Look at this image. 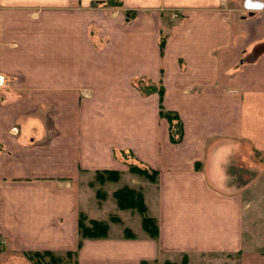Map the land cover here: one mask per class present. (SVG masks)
Instances as JSON below:
<instances>
[{
	"label": "crops",
	"instance_id": "crops-1",
	"mask_svg": "<svg viewBox=\"0 0 264 264\" xmlns=\"http://www.w3.org/2000/svg\"><path fill=\"white\" fill-rule=\"evenodd\" d=\"M250 4L264 0H0V264L44 251L75 264H264L252 217L264 172L247 159L264 155V13ZM159 106L178 116V144ZM98 171L120 174L96 185L109 187L102 201ZM124 186L141 191L155 239L112 201ZM79 213L106 222L105 237L77 248Z\"/></svg>",
	"mask_w": 264,
	"mask_h": 264
},
{
	"label": "trees",
	"instance_id": "trees-1",
	"mask_svg": "<svg viewBox=\"0 0 264 264\" xmlns=\"http://www.w3.org/2000/svg\"><path fill=\"white\" fill-rule=\"evenodd\" d=\"M163 44L162 39L159 42V47L161 48ZM142 82H138L136 87L141 95H148L150 93H156L159 97L162 95V88L156 85H150L145 83L146 85L142 88L138 87ZM158 116L160 118L165 119L168 125V140L171 144H178L181 141L182 137V124L178 118V116L169 111L163 110L160 106L158 108ZM131 155L125 152H120L118 154L119 159L124 158L123 155ZM132 159V158H131ZM133 160V159H132ZM123 162V160H122ZM124 163V162H123ZM127 171L131 174H136L140 177H143L147 181L153 183L156 180L157 173L153 170H149L142 165H131L128 164ZM119 172L117 171H98L95 172L92 176V180L89 185L90 186H102L105 183H115L119 179ZM93 183H95L93 185ZM112 199L116 207L119 210L123 211H133L135 212L140 220L141 230L151 239H155L157 236V226L151 217L147 214V209L143 201V197L141 191L139 189H132L129 187H121L115 190L111 194ZM105 198V193L96 190L95 199L98 201H102ZM111 222H117L118 219L115 216H110L108 218ZM77 248L80 247L82 240L91 239L96 240L105 237L107 233V223L104 221H96V220H86L85 216L81 213L77 216ZM123 236L125 238H132V234L124 229ZM26 258L32 264H75L74 257L75 254L73 252H65L62 255H54L50 252H27L25 253ZM63 257V258H62ZM64 259L65 261H63ZM146 264V263H140ZM167 264V263H163Z\"/></svg>",
	"mask_w": 264,
	"mask_h": 264
},
{
	"label": "rangeland",
	"instance_id": "rangeland-1",
	"mask_svg": "<svg viewBox=\"0 0 264 264\" xmlns=\"http://www.w3.org/2000/svg\"><path fill=\"white\" fill-rule=\"evenodd\" d=\"M121 14L123 15L124 18L128 19V15L130 16L131 12H122L120 11ZM259 12H263L264 13V7H261L260 10H257V11H248V13H256V14H261ZM169 22H173L176 20V16H172V18L168 19ZM164 19L163 21L161 20V22H163L164 24ZM164 26V25H163ZM146 84L143 82L141 85H138V87L142 88L144 87ZM249 149V147H248ZM248 165H249V173H250V170H252L253 167H256L257 169L256 170H253L254 172L258 171H261L262 173L264 172V155H258V156H255V154L252 155L251 151L248 150ZM124 158H121L119 159L121 162L123 160L124 164L128 167L129 165L128 164H131V165H136L137 162H134L129 155L125 154L123 155ZM261 161V162H260ZM122 162V163H123ZM139 165V164H137ZM131 174V173H130ZM133 176L135 178H137L138 182H140L139 179L143 178V177H140L136 174H133ZM91 181H93L91 179ZM95 183H93L94 185ZM95 187H96V184L95 186H93V190L96 192L95 190ZM99 191L101 192H109V187L105 188V186L103 188H99ZM114 202V200H112ZM126 212V211H125ZM127 212H131V211H127ZM133 216L130 217L131 222H128V224L133 227L134 224H136V222L138 223V226L140 225V220H139V217L138 215L133 212ZM93 212H91V210H88V213L87 215L89 217H92V218H95V217H101V216H98V214H93ZM107 217V216H105ZM252 217L254 218V221L256 220V224H255V227L257 228V232L261 234V237L258 238V241L259 240H263L264 241V203H261V204H257V205H253L252 207ZM211 260H213L215 262V264H237L236 262V257L235 256H223V255H210L208 256ZM63 258V257H62ZM191 258H187L186 256H179V257H175V258H172L170 259L169 261H166L164 263H167V264H189V262H191L190 260ZM63 261H65L64 259H62ZM66 262V261H65ZM191 264V263H190Z\"/></svg>",
	"mask_w": 264,
	"mask_h": 264
},
{
	"label": "built area",
	"instance_id": "built-area-1",
	"mask_svg": "<svg viewBox=\"0 0 264 264\" xmlns=\"http://www.w3.org/2000/svg\"><path fill=\"white\" fill-rule=\"evenodd\" d=\"M255 5H258V4H250V6L247 7L246 12L260 10L261 6L260 7H255Z\"/></svg>",
	"mask_w": 264,
	"mask_h": 264
},
{
	"label": "snow or ice",
	"instance_id": "snow-or-ice-1",
	"mask_svg": "<svg viewBox=\"0 0 264 264\" xmlns=\"http://www.w3.org/2000/svg\"><path fill=\"white\" fill-rule=\"evenodd\" d=\"M255 7H260V5H255Z\"/></svg>",
	"mask_w": 264,
	"mask_h": 264
}]
</instances>
